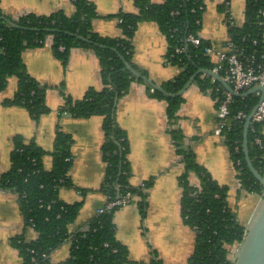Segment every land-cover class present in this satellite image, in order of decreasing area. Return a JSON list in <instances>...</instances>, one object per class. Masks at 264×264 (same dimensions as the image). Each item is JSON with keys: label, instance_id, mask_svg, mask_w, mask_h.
<instances>
[{"label": "trees", "instance_id": "trees-1", "mask_svg": "<svg viewBox=\"0 0 264 264\" xmlns=\"http://www.w3.org/2000/svg\"><path fill=\"white\" fill-rule=\"evenodd\" d=\"M75 6L71 15L57 10L50 14H21L12 18L0 6V90L8 84L9 77L18 78V88L9 104L25 106L35 120L48 112L45 91L48 86L32 77L23 60L25 47L41 46L47 35L53 36L52 50L65 65L72 47L92 48L99 55L103 87L89 88L81 98L65 96L61 113L75 116L100 114L103 116L106 139L102 145L106 161V179L102 189L107 196L115 197L126 191H135L143 196L138 202L145 214L146 193L130 184L129 143L125 129L116 120L118 99L128 91L132 82L144 84L152 96L167 101L166 115L171 126L183 101L182 95L167 96L153 89L127 69L129 62L135 69L147 75L133 61V37L140 21L154 20L165 34L168 42L166 60L180 68L178 75L161 85L168 92H177L199 68H212L213 63L205 54L206 46L212 44L201 38L194 46L188 43L186 50L176 51L185 45L189 35H199L205 0H134L137 13L121 11L115 14L120 20L122 34L118 37L101 36L92 26L98 15L95 4L90 0H72ZM220 9H224L221 3ZM264 0H246L243 26L229 27L228 40L246 53H255L260 59L264 53ZM8 19L16 26H11ZM82 35L88 41L79 38ZM225 43V44H226ZM224 44V45H225ZM60 46L64 48L61 49ZM202 91H211L213 98L218 95L212 77L200 74L194 80ZM231 112L243 111L248 114L259 101V97L233 95ZM218 103H216V107ZM230 127L223 130L222 139L230 149L240 187L263 194L264 187L249 171L243 148L244 121L233 120ZM170 133L175 149L181 156L184 170L179 177L182 189L181 214L186 224L196 232L194 252L188 264H234L229 258L230 246L243 241L246 228L239 222L228 200V185L218 183L207 169L196 160L195 152L184 147L183 133L171 127ZM256 136L264 143V121L256 122L249 128L248 147L254 166L264 173V146L254 143ZM237 147V148H236ZM53 165L49 170L44 167L45 151L34 141L14 138L11 151V165L8 170L0 171V189L14 191L18 195L25 228H33L37 236L27 239L25 234L15 236L12 243L23 258V264H127L137 263L129 258V250L116 236L113 221L114 212L95 214L85 228L72 230L82 201L69 203L59 197V189L71 186L68 170L72 164L71 136L58 130L51 151ZM71 158V159H68ZM191 173L197 174L200 184L190 180ZM64 180V181H63ZM149 184H147L148 186ZM146 186V187H147ZM70 241V256L60 262L51 261V251L63 242ZM148 264H164L159 257H153Z\"/></svg>", "mask_w": 264, "mask_h": 264}, {"label": "crops", "instance_id": "crops-1", "mask_svg": "<svg viewBox=\"0 0 264 264\" xmlns=\"http://www.w3.org/2000/svg\"><path fill=\"white\" fill-rule=\"evenodd\" d=\"M98 15L92 22L101 36L118 37L122 28L115 14L125 11L137 13L134 0H90ZM161 2L162 0H153ZM201 38L215 45L228 40L229 25L220 9L219 0H205ZM4 13L12 18L21 14H50L61 10L66 15L74 12L72 0H0ZM246 0H230L233 23L243 26ZM133 37V61L157 83L178 75L180 68L166 60L168 42L159 24L154 20L140 21ZM53 36L47 35L41 46L25 47L23 60L28 73L47 87L45 102L49 107L37 121L29 110L19 104H9L18 88V78L9 77L8 84L0 90V171L11 165L14 138L34 141L46 153L44 167L53 165V146L58 130L71 136L72 164L68 170L71 186L59 189V197L69 203L83 204L72 230L87 227L103 204L106 193L102 189L106 179V161L102 145L106 139L103 116H75L61 113L66 95L81 98L89 88L103 87L99 55L89 47L76 46L70 50L64 65L52 50ZM183 101L174 123L166 115L167 101L152 96L146 86L132 82L128 91L118 100L116 120L126 131L129 143L130 184L146 187L147 207L142 214L135 202L117 209L113 221L118 240L129 250L133 262L148 264L159 257L164 264H188L194 252L196 232L183 220L179 177L184 170L181 156L175 149L171 127L183 133L184 147L195 152L196 160L220 184L228 185L230 207L240 223L247 229L256 216L263 194L240 187L231 158L230 149L215 134L216 103L211 91H202L193 82L181 94ZM190 180L199 185L197 174ZM25 234L27 239L37 236L33 228H25L18 195L0 189V264H23V258L12 243L15 236ZM51 261L60 263L70 256V241L63 242L51 251Z\"/></svg>", "mask_w": 264, "mask_h": 264}, {"label": "built area", "instance_id": "built-area-1", "mask_svg": "<svg viewBox=\"0 0 264 264\" xmlns=\"http://www.w3.org/2000/svg\"><path fill=\"white\" fill-rule=\"evenodd\" d=\"M224 3L226 9L224 11V18L229 27L235 25L232 19V13L229 8L230 0H219ZM264 15V10L261 11ZM120 21V20H119ZM201 42L200 35H189L185 39V45L177 47L176 51L182 52L186 50L188 43L197 46ZM63 49V46H60ZM205 54L209 57L213 66L212 71L220 74L224 79L233 87L234 90L239 92H245L249 88L255 85L264 86V53L261 54L260 59L257 58L255 53H246L243 49L236 47L232 42H228L225 45L210 44L206 46ZM213 82L217 81L212 78ZM222 85V84H221ZM217 87L216 91L218 95L215 98V103H218L216 107V127L215 134L222 138L223 130L226 127H230L233 120L246 121L248 115L252 113L250 119V127L256 122L264 121V98L260 101L261 90L256 89L251 93L259 97L257 107L255 110L248 114L243 111L237 113L231 112V104L233 102V94L228 91L224 86L223 89ZM64 113H67L64 111ZM249 127V128H250ZM254 143L263 148L264 143L262 138L256 136ZM237 148V147H236ZM71 159V158H68ZM64 181V180H63ZM143 193H146V184H140L137 186ZM143 199V196L135 191H126L124 194H117L115 197L106 195L105 202L100 204L96 208V214H101L107 211H113L125 207L133 202L137 203ZM239 244L230 246L229 258L234 262L235 257L239 251Z\"/></svg>", "mask_w": 264, "mask_h": 264}, {"label": "water", "instance_id": "water-1", "mask_svg": "<svg viewBox=\"0 0 264 264\" xmlns=\"http://www.w3.org/2000/svg\"><path fill=\"white\" fill-rule=\"evenodd\" d=\"M8 23L11 26H16V24L8 19ZM79 38L88 41L82 35H78ZM126 67L129 69L132 74H134L137 78L143 80L147 85L149 84L153 89L159 90L163 92L167 96H176L182 94L190 84L194 82L200 74H207L212 78H215L222 86H224L228 91H230L235 96H248L252 91L259 89L261 90L260 101L264 98V86L255 85L249 88L245 92H239L233 89V87L224 79L220 74L212 71L210 68H199L194 73V75L188 80V82L177 92H168L160 83H157L150 76L142 74L140 71L135 69L129 62H126ZM257 105L254 106V109ZM252 113L248 115V118L245 121L244 128V136H243V148L245 152L246 162L249 168V171L253 173L256 179L263 185L264 187V173L260 172L253 164L252 159L249 154L248 147V133L250 127V119ZM251 226L246 229V233L243 241L240 243L239 251L235 257L234 264H264V198L261 202L259 210L256 216L253 218L251 222Z\"/></svg>", "mask_w": 264, "mask_h": 264}]
</instances>
